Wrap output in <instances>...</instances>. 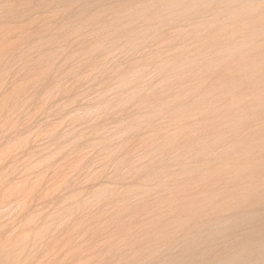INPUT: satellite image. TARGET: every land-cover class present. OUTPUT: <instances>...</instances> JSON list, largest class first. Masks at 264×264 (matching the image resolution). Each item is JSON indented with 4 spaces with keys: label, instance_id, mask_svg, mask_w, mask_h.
I'll use <instances>...</instances> for the list:
<instances>
[{
    "label": "rangeland",
    "instance_id": "374dc122",
    "mask_svg": "<svg viewBox=\"0 0 264 264\" xmlns=\"http://www.w3.org/2000/svg\"><path fill=\"white\" fill-rule=\"evenodd\" d=\"M0 264H264V0H0Z\"/></svg>",
    "mask_w": 264,
    "mask_h": 264
}]
</instances>
